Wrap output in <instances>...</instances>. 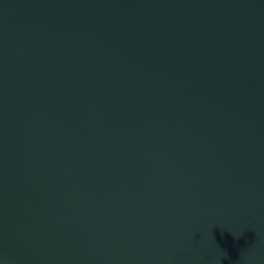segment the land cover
<instances>
[{"label": "water", "instance_id": "95a60500", "mask_svg": "<svg viewBox=\"0 0 264 264\" xmlns=\"http://www.w3.org/2000/svg\"><path fill=\"white\" fill-rule=\"evenodd\" d=\"M0 264H264V0H0Z\"/></svg>", "mask_w": 264, "mask_h": 264}]
</instances>
